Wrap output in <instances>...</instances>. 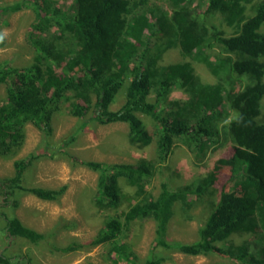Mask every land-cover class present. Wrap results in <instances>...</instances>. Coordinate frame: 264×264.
<instances>
[{"label": "trees", "instance_id": "trees-1", "mask_svg": "<svg viewBox=\"0 0 264 264\" xmlns=\"http://www.w3.org/2000/svg\"><path fill=\"white\" fill-rule=\"evenodd\" d=\"M30 1L0 7L1 13L18 10L23 4L31 6L35 14L28 41L34 52L31 63L22 67L0 63V85H5L0 106V156H7L22 144L27 124L46 137L50 135L53 114L64 102L71 116L83 118L92 112L101 125L126 124L131 144L146 147L155 140L153 159L135 164L83 163L97 173L94 203L117 209L121 182L141 187L152 179L166 163L176 141L201 159L208 144L217 138L219 107L225 105L233 113L227 125L233 146L215 166L227 167L230 175L215 189L216 200L197 230L196 240L169 243L165 233L175 205L210 190L218 178L215 170L174 189L161 183L156 196L129 206L120 215L123 221L117 216L106 220L85 245L109 244L119 255L124 245L118 244L117 238L125 225L151 219L157 246L192 256L213 253L236 264H264V118L258 119L264 99V0H167L169 18L157 9L143 10L145 0H75L73 13L49 7V0ZM214 12L235 29L233 35L223 37L209 31L202 16ZM49 28L69 36L72 45L57 50L44 38ZM158 33L171 35L181 57L188 60L158 67V57L150 54L152 39ZM4 44L3 37L0 46ZM216 45L225 57L208 54V49ZM192 62L202 64L215 83H198ZM243 77L248 80L245 85ZM174 86L189 92L187 101H169ZM121 90L124 102L112 111L110 106ZM138 114L151 120L153 133ZM35 158L30 154L14 160L12 175L0 178L3 206L17 207V196L22 193L44 201H56L62 195L65 187L56 190L23 185L24 174ZM0 218L13 245L17 239L30 244L45 239L5 211L0 210ZM235 234L249 235L261 242L260 247L253 250L251 241L230 242ZM81 245L71 243L59 250L67 252ZM14 257L0 253V264H11L13 259L24 262L23 256ZM160 262L147 258L143 264Z\"/></svg>", "mask_w": 264, "mask_h": 264}, {"label": "rangeland", "instance_id": "rangeland-1", "mask_svg": "<svg viewBox=\"0 0 264 264\" xmlns=\"http://www.w3.org/2000/svg\"><path fill=\"white\" fill-rule=\"evenodd\" d=\"M23 0H0V7L9 6ZM138 2V0H135ZM28 2L32 3L30 0ZM49 7H57L73 13L76 9L75 0H49ZM143 10L157 9L165 12L169 18L170 7L167 0H145ZM205 3L201 10L205 9ZM142 7V6H141ZM246 14L250 13L247 6ZM9 8V7H8ZM142 9V8H141ZM209 31L218 32L223 37L233 35L235 29L227 26L219 12L202 16ZM35 20L31 6L21 5L20 9H6L0 13V35L5 44L0 46V63L22 67L31 63L33 48L28 43L31 25ZM45 40L57 50H66L72 45L67 35H61L54 28L44 34ZM153 47L150 54L158 57L157 66L176 63L182 58L171 35L156 34L152 39ZM174 43V44H173ZM212 58H223L225 53L216 45L208 49ZM193 74L200 84H213L211 76L202 64L192 62ZM243 84L248 83L243 77ZM189 92L180 86L172 87L168 99L171 102H185ZM5 99V85H0V106ZM124 102V92L121 90L110 110L115 111ZM221 116L216 121L217 138L209 143L201 159L180 141L172 146V153L166 163L152 179L144 182L141 187H132L121 182V202L117 209H106L94 203L97 173L87 168L83 163L88 161L105 164L131 163L151 160L154 157V142L146 147L133 145L128 140V127L123 123L101 125L92 117V112L83 118L71 116L68 104L62 103L53 114L52 131L47 137L33 125L27 124L24 129L22 144L15 147L7 156H0V178L10 177L13 173V161L32 154L36 158L24 174L23 185L27 187H42L59 189L64 192L56 201L40 200L31 194H18L19 205L3 206L0 198V210L9 216L18 218L23 225L41 233L45 239L38 244H30L23 239L13 241L4 232V223L0 218V253L7 258L15 255L23 256L26 264H143L147 258L161 259L159 264H236L231 259L219 257L213 253L187 255L175 249H167L155 245V223L151 219L128 222L117 238V243L124 245V250L118 255L109 244L98 246L85 245L96 236L104 222L111 217H119L129 206L142 201L145 197L156 196L161 183H166L174 189L186 183H191L215 170L217 180L213 187L199 198L190 197L186 203H177L165 233L169 243H192L197 238V230L205 223L216 200L215 189L230 175L228 168H220L216 161L227 157L231 152L227 125L233 117L222 105L219 107ZM151 133L154 126L151 120L138 114ZM264 118V99L262 113L258 118ZM241 172L240 169H238ZM229 241L238 244L251 241L253 250L260 247L258 240H252L249 235H232ZM79 244L73 250L63 252L68 244ZM14 246V247H12ZM127 256V257H126ZM129 257V258H128ZM13 259L11 264H25Z\"/></svg>", "mask_w": 264, "mask_h": 264}, {"label": "clouds", "instance_id": "clouds-1", "mask_svg": "<svg viewBox=\"0 0 264 264\" xmlns=\"http://www.w3.org/2000/svg\"><path fill=\"white\" fill-rule=\"evenodd\" d=\"M0 39H3V37H2V36H0Z\"/></svg>", "mask_w": 264, "mask_h": 264}]
</instances>
